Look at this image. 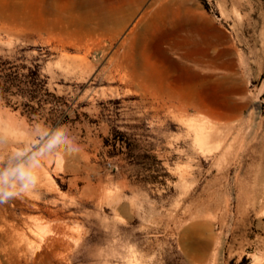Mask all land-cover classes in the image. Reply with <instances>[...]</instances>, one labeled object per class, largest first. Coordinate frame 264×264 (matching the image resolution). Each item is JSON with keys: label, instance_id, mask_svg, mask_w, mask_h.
Masks as SVG:
<instances>
[{"label": "rangeland", "instance_id": "374dc122", "mask_svg": "<svg viewBox=\"0 0 264 264\" xmlns=\"http://www.w3.org/2000/svg\"><path fill=\"white\" fill-rule=\"evenodd\" d=\"M89 1L0 0V264H264V0Z\"/></svg>", "mask_w": 264, "mask_h": 264}, {"label": "trees", "instance_id": "16d2710c", "mask_svg": "<svg viewBox=\"0 0 264 264\" xmlns=\"http://www.w3.org/2000/svg\"><path fill=\"white\" fill-rule=\"evenodd\" d=\"M24 60L23 55H0V99L9 101L11 97L22 98L29 105L39 97L46 82L40 79L39 68L28 67ZM23 69L29 72L22 73Z\"/></svg>", "mask_w": 264, "mask_h": 264}, {"label": "bare ground", "instance_id": "6f19581e", "mask_svg": "<svg viewBox=\"0 0 264 264\" xmlns=\"http://www.w3.org/2000/svg\"><path fill=\"white\" fill-rule=\"evenodd\" d=\"M132 1H138L140 2L139 5H143L146 0H132ZM88 4L91 7L93 6L92 9H90L83 17L80 18L71 17L72 19L70 20L73 24L82 25V26L89 25L93 30H104L109 25L115 22L117 16L116 14L119 12V10L114 11L102 5L97 6L93 0L89 1ZM176 14H177V10L175 9V4L164 3L155 11L153 20L151 21L148 27H151L152 25L153 26L156 25L158 21L163 20L168 22L171 20L172 16H175Z\"/></svg>", "mask_w": 264, "mask_h": 264}, {"label": "clouds", "instance_id": "9594fccd", "mask_svg": "<svg viewBox=\"0 0 264 264\" xmlns=\"http://www.w3.org/2000/svg\"><path fill=\"white\" fill-rule=\"evenodd\" d=\"M17 176L23 179V173L17 170ZM30 191L29 187L26 184H22L19 190H12L9 188L7 191H0V202L11 199L12 197H20L28 194Z\"/></svg>", "mask_w": 264, "mask_h": 264}]
</instances>
